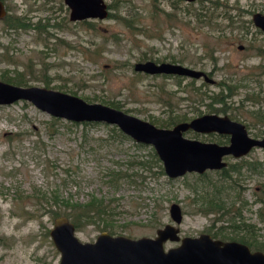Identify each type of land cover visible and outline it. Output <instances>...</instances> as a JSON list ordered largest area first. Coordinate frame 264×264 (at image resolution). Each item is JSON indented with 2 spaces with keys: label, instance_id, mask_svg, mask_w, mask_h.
Masks as SVG:
<instances>
[{
  "label": "rangeland",
  "instance_id": "374dc122",
  "mask_svg": "<svg viewBox=\"0 0 264 264\" xmlns=\"http://www.w3.org/2000/svg\"><path fill=\"white\" fill-rule=\"evenodd\" d=\"M184 1L103 0L107 9L110 4L115 8L108 12L133 19L130 27L107 16L70 21L62 0H3L7 14L24 25L10 27L0 16V81L7 82L3 77L16 85L22 80L24 86L61 91L87 103L113 101L156 127L169 115L184 114L188 121L210 113L207 96L222 85L236 86L225 99V112L211 113L240 122L249 137L260 138L264 32L251 16L264 15V0ZM197 9L213 11L211 21L197 22L192 14ZM147 60L201 70L212 82L133 71L134 63ZM83 123L52 117L23 100L0 105V264H58L59 253L48 235L55 218L50 214L56 208L53 193L77 203L93 196L109 205L113 213L103 223L106 229L95 222L75 231L82 242L94 241L102 231L153 237L156 229L173 224L171 203L182 214L179 224H173L179 237L205 233L227 241L229 236L246 237L248 228L256 240L250 250L264 240V204L259 202L264 196L263 149L253 147L240 158L225 156L227 166L238 164L239 169L229 170V177L210 170L168 178L160 161L161 168L128 165L136 159L148 162L151 146L116 133L113 125ZM183 136L218 144L228 139L191 130ZM113 171L144 179L135 175L133 181L111 183L107 172ZM213 189L220 190L223 208L204 214L200 197H209ZM178 243L167 239L163 248Z\"/></svg>",
  "mask_w": 264,
  "mask_h": 264
},
{
  "label": "water",
  "instance_id": "95a60500",
  "mask_svg": "<svg viewBox=\"0 0 264 264\" xmlns=\"http://www.w3.org/2000/svg\"><path fill=\"white\" fill-rule=\"evenodd\" d=\"M192 2L194 0H185ZM69 9L68 19L80 21L103 19L108 9L103 0H63ZM5 13L0 2V16ZM252 24L264 32V15L254 13ZM240 49L241 46H238ZM136 73L166 74L212 80L201 70L180 64L153 61L134 63ZM26 101L52 117L75 122H101L115 126L135 143L152 147L168 178L185 173L202 174L206 170H221L227 166L224 156L241 157L252 147L264 149V135L249 137L243 124L214 113L202 114L174 124L170 128L156 127L120 109L101 103H87L81 98L61 91L37 86H17L0 81V105ZM228 135L227 144L203 142L183 136V132ZM168 215L179 224L182 214L178 204L171 203ZM164 224L153 237L129 238L100 232L92 242H82L75 235L74 225L63 215L53 219L49 238L59 253L58 264H264V252L251 251L244 243L212 239L201 233L195 237L178 236V228ZM179 241L174 247L163 248L165 240Z\"/></svg>",
  "mask_w": 264,
  "mask_h": 264
},
{
  "label": "trees",
  "instance_id": "16d2710c",
  "mask_svg": "<svg viewBox=\"0 0 264 264\" xmlns=\"http://www.w3.org/2000/svg\"><path fill=\"white\" fill-rule=\"evenodd\" d=\"M1 2H3V0H0ZM182 1V0H180ZM216 4L213 3L212 4V8L215 9L216 8ZM108 9H115L113 8V4L108 5ZM5 11V15H4V22L6 23V25L13 27V26H23L24 24L20 22L19 17L17 16H12L10 14H7V10L4 8ZM212 13L213 11H209L208 9H202V10H198L197 11H192L193 16L196 18L197 22H202V23H209V21H211L212 19ZM108 18H114L116 21L120 22L121 24H123L124 26H130L133 27L134 25V20L133 19H128L127 17H123L120 16L119 14H117L116 12H108L107 14ZM204 20V21H203ZM4 81L9 82L8 80H6V78L1 77ZM17 86H24V82L22 80H17L15 81V83ZM236 89V86H230V85H222V88L219 90V92L212 94L211 96H207L209 99V103L206 105L207 108L209 109L207 112H217V113H221L222 114L225 112V109H227V106L225 105V99L227 97H230L234 91ZM226 93V94H223ZM254 100V98H252ZM108 106L119 109V105H116L115 102L111 101L109 103H106ZM105 104V105H106ZM213 104H219V108H213ZM125 112V111H124ZM182 121H186L185 115H169L167 117V119L165 121H162L160 124V127H168V126H173L174 124L178 123V122H182ZM150 123H152V121H148ZM154 122V121H153ZM83 124H87L86 122H84ZM159 126V124H158ZM116 133H119L120 135L121 132H119L118 129L114 128ZM152 164L157 165L159 168H161L160 164H159V160L156 157L155 153L152 152V155L150 156L148 162L144 161V160H131L128 161V165H138L143 167L144 169H149L151 167ZM238 165V164H237ZM236 165V166H237ZM234 166H230L233 167L232 169H229L230 167H225L222 168L219 171V174L221 175L220 177H229L228 176V171L229 170H239L237 167ZM107 175L110 176V179H108L107 181L111 182V183H118L121 179H126V180H131L132 176L138 175L136 173H127L125 171H113V172H107ZM141 180L144 179V176H140ZM220 192V190H215L213 189V194L212 192L209 193V197L207 198H202L200 197L201 200V206L203 207V209L201 208L200 211L203 212L204 214H209L211 212H218L221 208H223V201L221 199V197L218 196V193ZM206 195H208V193H205ZM212 195V196H211ZM39 197H42V195H39ZM51 202L52 204L56 207L50 214L51 217H57L60 215H63L65 217H67L69 219V221H71L74 225V229L75 231L78 230L80 227H82L83 225L89 224V223H95L97 224V222H101V228H105V225L103 223L106 222V219L112 215V211L109 208V205L107 203H104L101 199L95 198V197H90L89 200H87L84 203H77V202H72V200L69 198H65L63 200L57 198V195L55 193H53V195L51 196ZM259 202L264 204V196L263 198L259 199ZM62 207L61 210H58L59 207ZM224 214V213H223ZM238 214V213H237ZM239 225H236L235 228L238 229ZM247 227V226H246ZM111 231V229H108ZM244 232L246 234L245 236H229V240H235V241H239L242 242L244 244H246L249 248L251 246H253V244L255 243V237L251 235V233L249 232V229H244ZM253 240V243H251L250 241ZM260 243L256 246H254L257 250L264 252V240L262 242H257Z\"/></svg>",
  "mask_w": 264,
  "mask_h": 264
},
{
  "label": "flooded vegetation",
  "instance_id": "af4514ba",
  "mask_svg": "<svg viewBox=\"0 0 264 264\" xmlns=\"http://www.w3.org/2000/svg\"><path fill=\"white\" fill-rule=\"evenodd\" d=\"M62 1H63V0H62ZM152 1H156V0H152ZM175 1H177V0H175ZM178 1H180V0H178ZM0 2H1V1H0ZM184 2L188 3L187 1H184ZM1 3L3 4V2H1ZM63 3H64V2H63ZM3 6H4V4H3ZM65 6H66V5H65ZM66 7H67V6H66ZM4 8H5V6H4ZM67 8H68V7H67ZM68 14H69V9H68ZM4 15H5V13H4L2 16L4 17ZM80 21H81V20H80ZM73 22H74V21H73ZM208 134H213V133H208ZM262 136H263V135H262ZM262 136H261V137H262ZM261 137H260V138H261ZM227 138L229 139L228 136H227ZM260 138H258V139H260ZM228 139H227V141H226L225 144L228 143ZM252 148H253V147H252ZM250 149H251V148H250ZM250 149H249V150H250ZM261 149H262V148H261ZM249 150H248V152H249ZM263 150H264V149H263ZM248 152H247V153H248ZM247 153H246V154H247ZM246 154H244V155H246ZM244 155H242V156H244ZM242 156H241V157H242ZM224 157H225V156H224ZM224 157H223V158H224ZM230 157H232V156H230ZM223 158H222V160H223ZM232 158H233V157H232ZM238 158H240V157H238ZM226 167H230V166H226ZM206 171H210V170H206ZM215 171H218V170H215ZM204 172H205V171H204ZM204 172H203V173H204ZM237 215L239 216V213H238ZM204 234H205V233H204ZM227 241H230V240H227ZM234 241H235V240H234ZM238 242H239V241H238ZM241 243H242V242H241ZM245 245H246V244H245ZM249 249H250V248H249ZM251 251H252V250H251Z\"/></svg>",
  "mask_w": 264,
  "mask_h": 264
}]
</instances>
